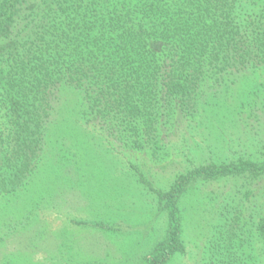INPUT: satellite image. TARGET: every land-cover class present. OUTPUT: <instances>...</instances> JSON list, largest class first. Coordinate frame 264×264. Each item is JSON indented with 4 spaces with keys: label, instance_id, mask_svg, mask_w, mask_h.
<instances>
[{
    "label": "trees",
    "instance_id": "trees-1",
    "mask_svg": "<svg viewBox=\"0 0 264 264\" xmlns=\"http://www.w3.org/2000/svg\"><path fill=\"white\" fill-rule=\"evenodd\" d=\"M0 41V192L9 193L37 167L61 86L79 92L85 123L141 148L162 121L194 115L206 82L264 70V0H0ZM242 105L264 113V99ZM229 176L250 185L264 177V156L195 166L158 192L168 225L145 264L184 251L186 189ZM239 228L260 240L264 264V204ZM235 247L214 264H235Z\"/></svg>",
    "mask_w": 264,
    "mask_h": 264
},
{
    "label": "rangeland",
    "instance_id": "rangeland-1",
    "mask_svg": "<svg viewBox=\"0 0 264 264\" xmlns=\"http://www.w3.org/2000/svg\"><path fill=\"white\" fill-rule=\"evenodd\" d=\"M233 80L206 82L194 115L162 121L156 143L141 148L85 123L79 92L61 86L36 169L22 187L0 192V264H145L168 225L158 192L195 166L264 156V113L241 107L261 104L264 70ZM263 204L264 177L196 181L179 200L184 251L167 264L226 260L230 240L235 264H263L260 240L239 228Z\"/></svg>",
    "mask_w": 264,
    "mask_h": 264
}]
</instances>
